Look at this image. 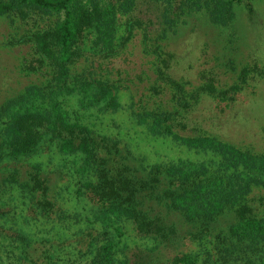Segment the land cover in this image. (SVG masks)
Returning a JSON list of instances; mask_svg holds the SVG:
<instances>
[{
    "label": "trees",
    "instance_id": "1",
    "mask_svg": "<svg viewBox=\"0 0 264 264\" xmlns=\"http://www.w3.org/2000/svg\"><path fill=\"white\" fill-rule=\"evenodd\" d=\"M141 1L144 0H0V16L8 18L14 28L18 24L25 28L6 41L31 46L35 54L24 60L22 70L38 72L48 88L43 93L33 83L26 93L6 102L3 110L8 112L7 142L0 163L6 158L17 161L35 153L45 135L57 138L63 153H83L86 165L79 171L89 166L94 169L96 180L84 185L89 198L101 204L102 210L95 218L104 225L100 238L90 232L65 236L60 227L66 216L59 214L56 202L49 198L47 180L37 170L24 180V175L14 169L0 179V264H114L117 247L122 242L116 237L131 229L136 236L151 237L156 243L150 250H137L132 264H162L159 246L174 247L178 236L176 228L164 220L161 208L166 215L178 213L185 222L198 224L202 233L222 213L229 210L231 215L227 228L218 232L221 238L216 256L206 251V257L201 259L177 252L163 264H243L240 262L246 257L245 249L259 258L256 263L246 258L251 264H264V208L243 202L253 188L264 187V151L240 147L214 136L185 137L173 133V138L187 147L211 152L210 164L180 160L145 170L117 141L99 135L83 121L91 116L96 118L99 110L113 112L122 105L116 92L122 78L115 80L108 67L132 35L134 19L119 22V17L135 12ZM154 1L160 3L163 17L171 23L179 14L205 12L210 22L226 26L236 19L235 3L241 0ZM245 6L251 19L253 6L249 1ZM180 20L164 30L153 47L150 37L141 43L143 53L151 51L155 73L175 88L177 103L184 100V87L172 77L171 69L180 58L174 49L164 47L181 32V24L186 21ZM121 26L126 30L123 35L118 33ZM90 55L104 57L106 63L94 66L88 59ZM87 60L90 63L83 65ZM256 67L245 68L242 78L251 70L263 74ZM202 78V84L194 88L191 97L194 101L201 92L230 98L240 88L237 82L230 89L220 90L205 73ZM76 96L77 107L71 102ZM189 103L185 101L182 105ZM75 111L78 114H73ZM160 122L154 121L150 129L161 133ZM166 128L171 129L167 122ZM212 169L215 174H209ZM164 176L171 178L173 188L155 195L164 184ZM70 185L68 182L67 188ZM81 189L73 191L75 196L82 195ZM148 199L154 200L153 208L147 206ZM259 202H264V198L260 197ZM21 211L30 214L33 220ZM41 215L47 218L58 215L63 224L42 222ZM84 219L90 224L87 217ZM72 227L78 226L73 223ZM85 235L90 240L82 244Z\"/></svg>",
    "mask_w": 264,
    "mask_h": 264
},
{
    "label": "rangeland",
    "instance_id": "2",
    "mask_svg": "<svg viewBox=\"0 0 264 264\" xmlns=\"http://www.w3.org/2000/svg\"><path fill=\"white\" fill-rule=\"evenodd\" d=\"M248 1L254 9L251 19L248 18L245 6ZM234 10L236 19L226 26L210 22L205 12L179 14L178 19L171 23L163 17L160 3L154 0L141 1L135 12L122 14L119 22L134 19L132 35L124 50L109 62L108 67L115 80L122 78L116 91L117 100L122 105H118L113 112L110 109L99 110L96 118H85L84 123L89 124L99 135L117 141L120 147L136 159L135 163H140L145 170L159 165L169 166L180 160L210 164L213 157L211 152L191 149L175 140L173 133L185 137L214 136L240 147L264 151V0H241L235 3ZM179 20L186 23L181 24V32L172 37L164 48L171 47L179 56L178 59L180 58L172 67L171 75L184 87L183 98L190 101L188 106L182 105L184 100L176 102L175 88L155 73L151 64V51L143 53L141 49L143 39L150 37V45L153 47V42L160 39L162 32ZM12 25L8 18L0 16V155L4 154L7 142L5 127L8 112L3 110L6 102L26 93V88L33 83L39 86L43 93L48 90L44 87L42 75L38 72L25 73L22 70L26 64L24 60H28L35 53L27 43L19 42L15 45V41H6L11 35L18 36L25 30L21 24L16 28ZM125 31L121 26L118 33L123 35ZM89 57L94 66L106 63L104 57ZM90 60L83 65L90 63ZM255 66L261 69L263 74L251 70L243 79V70ZM204 73L213 79L220 90L230 89L237 82L240 83V88L231 94L230 98L201 92L194 101L191 98L194 88L202 84ZM78 101L76 96L71 102L77 107ZM73 114L78 113L75 111ZM83 114L85 117L87 112ZM170 117L172 119L168 120ZM157 120H161V133L150 129V125ZM166 122L171 129L166 128ZM59 147L57 138L45 135L35 153L17 161L3 159L0 163V179L7 172L17 169L24 175V180H28L30 173L37 170L49 184V198L56 202V210L60 215L66 216L64 225L58 215L51 218L41 215L40 220L55 226L62 225L60 228L65 236H80V232H90L100 238L104 225L95 217L100 214L102 206L89 198L88 189L84 185L96 180L94 169L89 166L87 170L79 171L86 165L84 154L63 153ZM213 173L216 172L212 169L209 174ZM68 182L72 185L67 188ZM163 183L155 195L163 189L173 188L170 186L171 178L164 176ZM78 187L82 188V195L75 196L73 191ZM67 192L72 194L68 197ZM260 197L264 198V187L253 188L243 202L264 208V202H259ZM146 203L149 208L155 206L154 200L148 199ZM161 210L165 216L160 214L168 224L176 228L178 236L174 247L159 246L162 264L177 252H185L201 259L206 257V251L214 253L215 256L218 254L217 248L221 238L218 232L225 230L231 222L229 210L211 223L206 233L201 232V226L198 224L185 222L178 213L171 212L166 215V210ZM21 214L33 220L30 214L24 211H21ZM85 217L90 220V224ZM73 223L78 227H72ZM131 226L129 223V227ZM116 238L122 242L117 247L114 264H132L137 250H150L156 244L151 237L146 239L136 236L132 229L131 232L125 231L124 235ZM89 240L90 237L85 235L81 242L83 244ZM244 252L246 257L240 263L251 264L246 258H252L255 263L259 259L254 252H248L246 249Z\"/></svg>",
    "mask_w": 264,
    "mask_h": 264
}]
</instances>
